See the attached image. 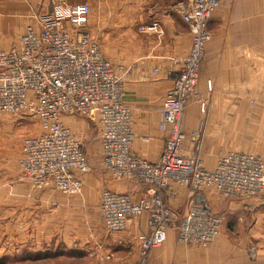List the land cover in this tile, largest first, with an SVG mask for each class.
I'll list each match as a JSON object with an SVG mask.
<instances>
[{
	"label": "built area",
	"instance_id": "built-area-1",
	"mask_svg": "<svg viewBox=\"0 0 264 264\" xmlns=\"http://www.w3.org/2000/svg\"><path fill=\"white\" fill-rule=\"evenodd\" d=\"M225 0H181L175 5L190 32L187 55L160 107L158 127L166 132L157 160L132 151L135 134L131 108L123 100L124 81L87 29V3L47 0L50 9L34 16L7 49H0V111L37 119L40 132L27 137L20 165L37 183L53 182L66 194L78 193L83 181L76 172L89 164L83 144L66 127L62 115L95 119L99 125L102 165L118 178L145 185L134 199L129 192L103 190L98 212L108 231L119 232L133 216L147 214L148 230L139 236L141 254L164 242L174 229L178 241L206 246L219 234L222 219L203 195L213 189L221 196L258 197L264 205V159L241 152H219L212 168L201 158L199 131L192 133L195 148L184 150L185 107L196 97L200 67L211 38L207 23ZM157 22L147 28L155 29ZM152 72L157 73V69ZM204 110V103H200ZM189 195L183 216L170 201L177 186Z\"/></svg>",
	"mask_w": 264,
	"mask_h": 264
},
{
	"label": "crops",
	"instance_id": "crops-1",
	"mask_svg": "<svg viewBox=\"0 0 264 264\" xmlns=\"http://www.w3.org/2000/svg\"><path fill=\"white\" fill-rule=\"evenodd\" d=\"M66 1L85 2L90 8L102 9L98 12L100 17L97 21L88 15L87 29L98 41L104 56L116 66V73L124 81L122 100L131 108V126L135 134L132 151L148 161L157 160L166 136V132L158 127L160 107L177 75L178 60L187 54L190 47L188 26L175 7L179 0ZM31 7L24 0H0V48H8L18 38L25 27L20 18L27 15ZM106 9H111L113 13L110 20L105 17ZM154 22L158 23L155 29L147 28ZM207 26L211 38L206 45L197 88L204 93L206 85H210L214 98L212 103L218 104H241L236 96L240 98L243 93L247 94L248 89L251 95L261 94L264 91V0L222 1L213 11ZM153 69H157V73L153 74ZM192 100L194 99L190 97L182 120L186 135L185 151L195 148L192 133L195 130L200 131L199 122L197 124L195 121L197 113L192 107ZM229 115L230 113L223 111L217 116L210 114L209 119L220 120L236 116ZM261 119L264 117L261 116ZM211 127V124L206 126L201 148V158L207 168L215 166L218 152L225 148V130L220 129L215 133ZM99 151L102 165L100 143ZM76 175L82 179V188L85 186V190L80 197H67L64 207L79 209L82 218L83 215H97L103 190L129 192L134 199L140 198L145 190V185L129 178L118 179L106 170L105 173L76 172ZM91 186L100 188L99 191L96 190L95 198L87 189ZM205 198L210 203L209 193H205ZM188 199L185 186L178 185L170 206L181 215L187 207ZM244 199H251L257 205L262 204L257 197ZM212 204L210 203L212 211L220 214L214 210ZM98 225H95V229L92 228V239H88L90 235L87 236L86 230L83 239L63 242V246L57 245L60 244L57 241L52 243L53 251L50 249L51 243L45 248H49V252L63 250L72 252L71 255H83L94 264L139 263L138 237L148 230L147 214L130 218L125 229L117 233H107L102 225ZM215 248L216 245L212 242L206 247L188 246L179 242L174 231L169 230L164 242L148 251L146 263L219 264L216 262ZM238 263L247 264V261L239 259Z\"/></svg>",
	"mask_w": 264,
	"mask_h": 264
},
{
	"label": "rangeland",
	"instance_id": "rangeland-1",
	"mask_svg": "<svg viewBox=\"0 0 264 264\" xmlns=\"http://www.w3.org/2000/svg\"><path fill=\"white\" fill-rule=\"evenodd\" d=\"M24 1L32 7L27 15L20 18L23 26L32 23L34 16L45 12L47 7V10L50 9L47 0ZM100 10L102 9L90 8L89 15L97 21ZM106 11L105 17L110 20L113 13L111 9ZM209 86L206 85L204 93L197 88V96H192L194 99L192 107L197 113L195 121L197 124L199 122L200 127V147L202 148L204 142L206 126L211 124L214 132L225 130V135L223 134L225 148L219 152L241 151L259 155L264 159V119H261V116L264 117V91L255 96L251 95L248 89L247 94L243 93L240 98L236 96L241 104H218L212 103L214 98ZM201 102L204 103L203 111L200 110ZM223 111L230 113L229 116L233 114L236 116L229 119H209L210 114L217 116ZM61 120L82 142L90 167L87 172L108 171L101 165L97 121L66 114ZM39 132L40 126L36 118L23 116L21 113L0 111V264H94L90 258L83 255H71L72 252L63 250L51 252L52 243L59 241L60 244L57 245L63 246V242L78 241L84 238L86 230L87 236L90 235L88 239L91 238V232L98 223V227L102 225L107 233L117 232L106 229L98 211L97 215L89 217L87 214L88 216L83 215L82 218L79 209L64 207L67 197L74 195L80 197L85 186L81 187L78 193L66 194L53 182L37 183L25 176L28 169L20 165L24 141ZM87 189L94 198L97 195L96 190H100L94 186ZM205 193H209L212 201L210 203H213L214 210L220 213L222 219L219 234L207 244L215 243L216 262L239 264V259H246L247 264H264V205H257L251 199H244L254 196H221L213 189L204 191V197ZM172 211L175 212L173 209ZM169 230L174 231L176 235L174 229ZM48 243H51L50 252L49 248H45ZM147 255L148 252L143 256L140 248L138 264H147Z\"/></svg>",
	"mask_w": 264,
	"mask_h": 264
},
{
	"label": "bare ground",
	"instance_id": "bare-ground-1",
	"mask_svg": "<svg viewBox=\"0 0 264 264\" xmlns=\"http://www.w3.org/2000/svg\"><path fill=\"white\" fill-rule=\"evenodd\" d=\"M172 86V85H171ZM185 144V143H184ZM100 203V202H99Z\"/></svg>",
	"mask_w": 264,
	"mask_h": 264
},
{
	"label": "water",
	"instance_id": "water-1",
	"mask_svg": "<svg viewBox=\"0 0 264 264\" xmlns=\"http://www.w3.org/2000/svg\"><path fill=\"white\" fill-rule=\"evenodd\" d=\"M179 1H181V0H179Z\"/></svg>",
	"mask_w": 264,
	"mask_h": 264
}]
</instances>
